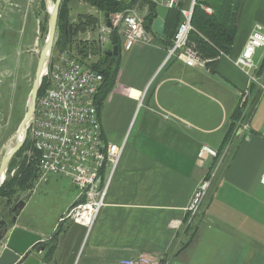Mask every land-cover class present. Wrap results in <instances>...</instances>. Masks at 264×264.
Returning <instances> with one entry per match:
<instances>
[{
    "label": "crops",
    "instance_id": "1",
    "mask_svg": "<svg viewBox=\"0 0 264 264\" xmlns=\"http://www.w3.org/2000/svg\"><path fill=\"white\" fill-rule=\"evenodd\" d=\"M145 1L134 9L144 17L150 0ZM192 3L185 1L182 9ZM156 4L166 25L169 8ZM237 16L230 52L201 57L205 63L194 67L169 59L172 46L154 31L151 43L139 42L130 51L122 41L115 86L97 109L104 140L125 144L106 205L90 231L60 223L78 189L58 176L69 185L72 201L50 222L22 221L26 208H21L16 225L44 238L46 248L36 256L41 262L117 264L150 253L162 256V264H264V92L235 64L252 28L264 26V0H240ZM91 35L96 40L98 30ZM106 48L113 50L111 43ZM254 56L260 67L264 49ZM246 91L252 100L245 112L249 129L228 140L232 115ZM203 145L221 152L216 168L213 158L199 162ZM206 177L205 202L190 220L184 209Z\"/></svg>",
    "mask_w": 264,
    "mask_h": 264
},
{
    "label": "built area",
    "instance_id": "2",
    "mask_svg": "<svg viewBox=\"0 0 264 264\" xmlns=\"http://www.w3.org/2000/svg\"><path fill=\"white\" fill-rule=\"evenodd\" d=\"M173 8L179 0H150ZM195 1L182 11L184 22L179 27L169 50L189 66L203 65L195 44L188 37L192 31V17ZM111 28L106 19L98 27L95 41L97 53L91 51L82 58L74 50L66 51L57 65L46 70L47 85L37 101L35 115L29 131L33 151L38 153V168L41 177L54 175L71 180L78 189L77 204L70 209L67 218L86 227L94 226L99 212L106 205V198L116 172L125 144L117 145L104 140L103 130L96 106V95L103 85V75L93 66L106 54L111 43V34L123 38V48L130 51L137 43H151L150 32L145 28L144 16L136 10L117 12L109 16ZM88 45L92 46L91 43ZM112 46V44H111ZM264 48V26L256 24L247 39L236 66L242 68L253 80L256 69L253 58L258 49ZM93 50V49H92ZM54 58L55 55H52ZM255 80V79H254ZM216 155L207 145L199 152L200 159ZM264 180V179H263ZM210 180L198 184L192 195L187 213L192 217L199 212L206 197ZM163 257L140 254L123 258L118 264H162Z\"/></svg>",
    "mask_w": 264,
    "mask_h": 264
},
{
    "label": "rangeland",
    "instance_id": "3",
    "mask_svg": "<svg viewBox=\"0 0 264 264\" xmlns=\"http://www.w3.org/2000/svg\"><path fill=\"white\" fill-rule=\"evenodd\" d=\"M54 3L55 0L53 4ZM69 4L71 9H73L71 14L72 17L69 19L71 20V32L72 26L79 22V15H90L99 19L100 22L96 27L88 26L84 31H80L76 38L78 42L87 44L84 55H88L89 51H91V53H97L98 49L95 44L96 40L92 38L91 34L96 29L98 30V27L102 22L101 20L105 18V15L100 13L95 8H92L87 0H71ZM47 8L48 6L46 0H0V165L11 138L17 133L18 128L27 112L26 105L28 104L35 79L34 77L36 75L40 53L49 33L50 15ZM122 41L123 39L120 37L121 44ZM89 43H91L92 46L88 45ZM76 47L78 46H73V49ZM66 51L68 50L54 52L53 48L52 55H55V57L53 58L52 55L50 56L47 63L48 68H52L54 65H57L58 62L56 61H58ZM80 58L82 57L80 56ZM202 61L205 63V60L202 59ZM253 62L256 69L253 72L255 80L253 79L252 83L256 84V86L264 92V77L258 76V69L260 67L256 65L254 58ZM39 98L40 96H38V99ZM243 103L244 106L241 109L242 111H240L242 113L235 121L233 131L227 137L228 140L237 139L239 135H244L246 133L245 131H248L249 129V115L245 112L249 111L252 103L250 91H246L241 95L237 109H239ZM27 138L30 141L29 145L31 148H28L19 155H17V153L13 157L11 162L14 161V167L9 173L10 178L14 177L18 168L23 162H25L26 159L31 160L35 155L29 129ZM211 149L216 155L209 156L206 159H200L198 153V160L202 164L206 160L213 158L214 164L212 167L216 168L219 164V159L221 158V152H218L213 148ZM38 174L39 178L35 181L32 190L21 192L18 196H16L14 201H11L12 203H10L9 206L4 207L2 204L0 205V208H14L15 204L23 201L25 202V206L23 208L26 209L23 213L22 221L31 222L34 219H38L44 223L50 222L59 208H66L72 201V192L69 191V185L66 182H63L64 180H61L58 176L50 174L48 176L41 177V174ZM6 178H8V175H6ZM263 179L264 173L262 176V181L264 182ZM204 180H209V177L204 178ZM205 198L200 205V209L197 214L200 213L203 203L205 202ZM77 199L73 205L77 204ZM73 205L60 218V223L65 221L72 222L67 218V215ZM20 210L21 209H19L18 212ZM185 212L190 220L197 215L196 214L192 217L186 210ZM2 219L3 218H0V220ZM8 220H12V217L8 218Z\"/></svg>",
    "mask_w": 264,
    "mask_h": 264
},
{
    "label": "trees",
    "instance_id": "4",
    "mask_svg": "<svg viewBox=\"0 0 264 264\" xmlns=\"http://www.w3.org/2000/svg\"><path fill=\"white\" fill-rule=\"evenodd\" d=\"M71 0H63L60 10L58 25L61 29V35L59 41L54 46L55 51L72 50L75 51L77 56H84L86 52L87 44L80 43L76 40L80 31H84L88 26L96 27L99 24V19L90 15H79L78 23L72 26L73 35H70V21L72 10L70 7ZM187 0H180L179 4L168 9L166 13V39L165 43L168 46H172L175 35L178 31L180 24L183 21L181 14V8L184 7V2ZM92 8H95L100 13H103L105 17L110 16L117 12H127L134 10L139 3L145 2V0H87ZM240 0H196L193 17L192 28L193 30L189 36V43L195 44L196 49L200 53L202 58H214L218 57L221 53L228 54L234 44L237 32V15L239 12ZM148 12L145 15V28L148 32H153V23L158 18V6L155 2L150 1L148 3ZM206 7H210L213 10L212 14H208L205 10ZM84 19V20H82ZM118 36V55L114 58L109 50L106 54L93 66V68L103 75L104 81L102 87L99 89L96 95V106L100 112L103 106V102L113 90L117 74L119 72V64L121 57V43ZM73 46H78L73 49ZM77 49V50H76ZM96 54V53H94ZM259 74L264 71V61L260 66ZM47 85L46 78L43 79L42 86L40 88L38 96H41ZM244 103L239 107L232 115L233 123L230 125L229 134L233 131L235 121L240 117ZM30 141L27 138L24 146L17 155L30 147ZM33 158L26 159L18 168L13 178L9 177L10 171L14 167V161L11 162L9 170L7 171L8 178H6L4 184L0 188V205L3 204L7 207L14 201L16 196L21 192L32 190L35 181L39 178V174L34 180L35 169L38 167V153H34ZM0 218H7L9 215V208H0ZM54 252V247L48 248L45 259L49 262L51 260V254Z\"/></svg>",
    "mask_w": 264,
    "mask_h": 264
},
{
    "label": "water",
    "instance_id": "5",
    "mask_svg": "<svg viewBox=\"0 0 264 264\" xmlns=\"http://www.w3.org/2000/svg\"><path fill=\"white\" fill-rule=\"evenodd\" d=\"M63 0H55L53 9L49 11V33L40 53L37 71L33 82L32 90L29 96L27 112L21 122L17 133L11 138L8 148H6L4 157L0 165V188L6 180L8 167L13 157L21 150L28 135L29 124L35 115L37 99L40 88L45 78V73L48 68V61L52 55L55 44L59 41L61 29L58 25L59 10ZM107 27L111 28L109 16L106 19ZM166 25L161 18H156L153 23V31L155 34L166 39ZM116 32L111 34V44L113 46L112 55L114 58L118 55V37ZM71 37L73 36L71 34ZM15 141V142H14ZM14 142V143H13ZM39 169H35L34 180ZM25 206V202L21 201L12 211L21 209ZM17 217L12 220H0V264H45L36 256L45 250L44 238L40 234L31 232L23 227L17 226Z\"/></svg>",
    "mask_w": 264,
    "mask_h": 264
},
{
    "label": "bare ground",
    "instance_id": "6",
    "mask_svg": "<svg viewBox=\"0 0 264 264\" xmlns=\"http://www.w3.org/2000/svg\"><path fill=\"white\" fill-rule=\"evenodd\" d=\"M194 1H195V3H196V0H193V2H194ZM46 2H47V6H48V8H47L48 11H51V10L53 9V5H54L53 2H54V0H46ZM179 2H180V0H179ZM179 2H178V4H179ZM178 4H177V5H178ZM177 5H176V6H177ZM176 6H174V7H176ZM174 7H173V8H174ZM168 8H169V7H168ZM169 9H172V8H169ZM184 10H185V9H182V8H181V14H182V16H183L182 11H184ZM205 10H206V12H207L208 14H212V13H213V10L210 9V8H205ZM183 17H184V16H183ZM183 17H182V18H183ZM183 22H184V18H183L182 23H183ZM191 22H192V21H191ZM182 23H181V24H182ZM181 24H180V26H181ZM191 25H192V24H191ZM180 26H179V27H180ZM178 30H179V28H178ZM192 30H193V29H192ZM177 32H178V31H177ZM190 33H191V32H190ZM176 34H177V33H176ZM189 36H190V34H189ZM188 40H189V37H188ZM14 142H15V141H14ZM14 142H13V143H14ZM38 169H39V168H38ZM38 173H39V171H38Z\"/></svg>",
    "mask_w": 264,
    "mask_h": 264
},
{
    "label": "flooded vegetation",
    "instance_id": "7",
    "mask_svg": "<svg viewBox=\"0 0 264 264\" xmlns=\"http://www.w3.org/2000/svg\"><path fill=\"white\" fill-rule=\"evenodd\" d=\"M17 203H18V202H17ZM18 204H19V203H18ZM18 204H15L14 208H15ZM14 208H9V215H8V218H10V217H12V218L16 217V214L18 213V210H19V209L15 210V211H12ZM8 218H7V219H8Z\"/></svg>",
    "mask_w": 264,
    "mask_h": 264
}]
</instances>
